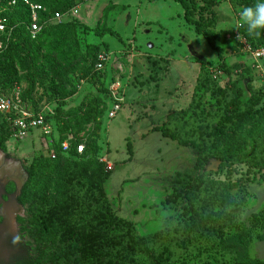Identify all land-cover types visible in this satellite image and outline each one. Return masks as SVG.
<instances>
[{"label": "rangeland", "instance_id": "obj_1", "mask_svg": "<svg viewBox=\"0 0 264 264\" xmlns=\"http://www.w3.org/2000/svg\"><path fill=\"white\" fill-rule=\"evenodd\" d=\"M65 1L55 0L53 7ZM186 1L197 19L209 20L210 10L214 11L216 24L208 31L222 48L225 65L234 67L230 75L218 69L216 52L186 24L181 6L173 0H70L59 26L54 23L44 30L32 49L20 45L12 50L18 80L1 83L19 87L35 110L45 109L56 134L48 140L35 132L21 142L10 137L5 151H0V264L39 252L41 244L29 232V203L21 197L25 169L36 157L85 162L87 176L91 161L107 159L114 165L104 182L110 206L135 224L139 236L174 227L187 218L183 200L175 204L164 200L172 192V176L191 172L196 152L155 128L194 99L203 96V107H211L214 100L204 94L201 84L204 75L220 87L237 81L242 101H248L264 85L259 67L260 62L264 70V60L254 63L239 53L232 37L238 33L250 42L248 38L258 39L264 32L249 36L245 27H239L241 10L257 0H214L211 9L203 0ZM101 52L109 56L105 72L92 76L94 60ZM115 80L123 87L124 103L115 118L107 119L109 97L101 89ZM90 105L98 110L105 107L103 115L80 123ZM69 130L82 145L88 142L89 157L63 152L61 144L68 143ZM262 148L264 123L260 122L235 163L211 160L205 168L211 179L233 184L234 197L245 188L246 202L236 217L237 225L250 226L251 217L264 208V169L252 166ZM53 164L41 174L47 187L45 198L57 202L63 167ZM14 174L18 184L8 179ZM253 251L256 259L264 260V240L255 243Z\"/></svg>", "mask_w": 264, "mask_h": 264}, {"label": "trees", "instance_id": "obj_2", "mask_svg": "<svg viewBox=\"0 0 264 264\" xmlns=\"http://www.w3.org/2000/svg\"><path fill=\"white\" fill-rule=\"evenodd\" d=\"M32 1L47 10L41 14L42 22L54 12L63 14L70 9V0L59 8L53 7L55 0ZM173 1L181 6L186 24L216 52L218 69L230 75L234 67L225 65L223 50L208 31L216 24L214 11L210 10L209 20H201L192 14L189 2ZM203 1L210 9L214 6V0ZM27 24V10L19 7L11 16L12 34L0 51V80L9 81L10 85L18 80L12 50L20 45L32 49L43 31L52 27L44 26L38 37L31 39ZM248 40L251 44H259L264 40V33L258 39ZM96 60L97 57L91 74L102 76L105 71L98 72L94 68ZM1 81L0 95L7 94L14 86L4 85ZM201 84L204 94L209 93L214 100L209 109L203 107L202 96L194 99L185 110L169 113L166 121L155 128L180 146L191 147L196 152L191 172L172 176V192L164 200L166 204L183 200L187 213L185 220L174 227L139 236L135 224L120 217L110 206L104 182L111 171L105 169L103 162L91 161V175L87 176L85 162L60 156L52 159L36 157L25 169L27 179L21 197L29 203L30 235L41 246L38 253L24 254L11 264H264V260L253 256L254 244L264 240V208L251 217L250 226L237 225L236 217L246 202L245 188L242 187L234 197L230 191L233 184L211 179L205 170L211 160L235 163L237 155H243L251 130H256L260 122L264 123V108L261 107L264 85L248 101H242L243 93L237 81L220 87L209 75H204ZM101 91L108 96L107 86ZM21 100L32 106L22 91ZM104 109L90 105L79 122L101 117ZM0 120V151L4 152L11 133L2 114ZM69 134L72 138L67 139L68 153L75 155V146L82 144V140L71 130L67 132ZM87 146L88 142H85L82 154L78 155L89 157ZM53 163L63 167L57 202L45 198L47 187L41 174ZM252 166L264 169V148L260 151L259 161Z\"/></svg>", "mask_w": 264, "mask_h": 264}, {"label": "built area", "instance_id": "obj_3", "mask_svg": "<svg viewBox=\"0 0 264 264\" xmlns=\"http://www.w3.org/2000/svg\"><path fill=\"white\" fill-rule=\"evenodd\" d=\"M19 7H24L27 10V30L31 39H36L44 26L62 21V14L54 12L53 16L42 22L41 14H44L47 10L43 5L35 3L32 0H0V51L8 43L9 37L12 34L13 28L10 25L11 16ZM234 38L237 40L236 48L239 53L247 54L254 63H258L264 59V40L259 44H251L238 33L232 37V39ZM108 60L109 56L107 54L103 52L98 54L94 66L95 70L98 72L104 71ZM107 90L109 110L106 113V118L113 119L124 103V91L118 80L109 82ZM46 113L45 109L37 111L32 106L23 102L19 87L14 86L7 94L0 95V114L3 115V119L5 118V121L8 123L11 138L17 142L26 140L29 135L35 132H39L43 138H47L48 140L55 137V130L48 123ZM71 138L72 135L69 134V139ZM61 147L63 148V152H67L68 154L69 144L64 142L61 144ZM75 147L76 154H82L84 146L77 144ZM100 161L106 164L105 169L107 171H111L112 164L108 163L107 159H100Z\"/></svg>", "mask_w": 264, "mask_h": 264}, {"label": "clouds", "instance_id": "obj_4", "mask_svg": "<svg viewBox=\"0 0 264 264\" xmlns=\"http://www.w3.org/2000/svg\"><path fill=\"white\" fill-rule=\"evenodd\" d=\"M239 27H245L249 36L259 37L264 32V0H257L241 10Z\"/></svg>", "mask_w": 264, "mask_h": 264}, {"label": "flooded vegetation", "instance_id": "obj_5", "mask_svg": "<svg viewBox=\"0 0 264 264\" xmlns=\"http://www.w3.org/2000/svg\"><path fill=\"white\" fill-rule=\"evenodd\" d=\"M21 174V173H20ZM4 175H6V174H4ZM23 175V174H22ZM13 176L14 175H12V177H8V179H10L11 181H13L14 183H16V184H18V182L16 181V179L15 178H13Z\"/></svg>", "mask_w": 264, "mask_h": 264}, {"label": "crops", "instance_id": "obj_6", "mask_svg": "<svg viewBox=\"0 0 264 264\" xmlns=\"http://www.w3.org/2000/svg\"><path fill=\"white\" fill-rule=\"evenodd\" d=\"M264 60V59H263ZM259 67H260V69H261V71L263 72V75H264V70H263V67L261 66V64H260V62H259ZM114 167V165L112 164V168ZM111 171H112V169H111Z\"/></svg>", "mask_w": 264, "mask_h": 264}, {"label": "bare ground", "instance_id": "obj_7", "mask_svg": "<svg viewBox=\"0 0 264 264\" xmlns=\"http://www.w3.org/2000/svg\"><path fill=\"white\" fill-rule=\"evenodd\" d=\"M3 171V170H2ZM14 176H18L17 174H14Z\"/></svg>", "mask_w": 264, "mask_h": 264}]
</instances>
